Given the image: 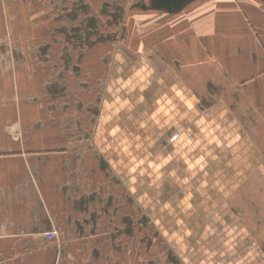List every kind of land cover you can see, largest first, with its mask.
Returning a JSON list of instances; mask_svg holds the SVG:
<instances>
[{"label":"crops","instance_id":"1","mask_svg":"<svg viewBox=\"0 0 264 264\" xmlns=\"http://www.w3.org/2000/svg\"><path fill=\"white\" fill-rule=\"evenodd\" d=\"M178 263L264 264V0H0V264Z\"/></svg>","mask_w":264,"mask_h":264},{"label":"rangeland","instance_id":"2","mask_svg":"<svg viewBox=\"0 0 264 264\" xmlns=\"http://www.w3.org/2000/svg\"><path fill=\"white\" fill-rule=\"evenodd\" d=\"M116 1V0H115ZM115 3H117V2H115ZM121 3V2H120ZM133 11V9H131L130 10V12H132ZM119 12V8H116L115 7V15H116V13H118ZM120 14V13H119ZM115 25V28H114V32H117V31H119V26H117V24H114ZM179 264V263H178Z\"/></svg>","mask_w":264,"mask_h":264}]
</instances>
